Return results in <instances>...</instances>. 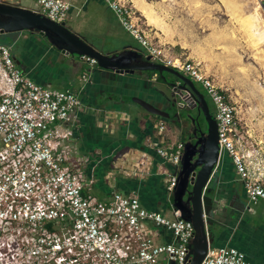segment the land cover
<instances>
[{"label":"built area","instance_id":"2783aa9c","mask_svg":"<svg viewBox=\"0 0 264 264\" xmlns=\"http://www.w3.org/2000/svg\"><path fill=\"white\" fill-rule=\"evenodd\" d=\"M101 1L151 62L199 84L213 112L217 160L229 158L248 204L264 202V153L238 132L237 112L225 91L196 64L167 59L127 0ZM35 4L37 13L54 24L64 22L69 8L60 0ZM79 61L95 66L84 56ZM80 106L72 90L51 91L27 79L0 45V264H157L160 257L187 264L193 229L177 211L172 209L170 219L146 211L133 193H114L107 201L85 195L92 181L80 177L82 161L75 158L72 141ZM163 127L160 122L158 133ZM182 148L177 142L155 152L172 168ZM171 172L165 180L168 197L175 184ZM146 224L169 232L171 241L155 244ZM199 264L252 263L232 248L208 246Z\"/></svg>","mask_w":264,"mask_h":264},{"label":"crops","instance_id":"0c3cea01","mask_svg":"<svg viewBox=\"0 0 264 264\" xmlns=\"http://www.w3.org/2000/svg\"><path fill=\"white\" fill-rule=\"evenodd\" d=\"M3 1L38 11L34 0ZM60 1L69 6L64 25L97 51H116L108 45L128 37L101 0ZM96 40L101 42L97 47ZM8 46L14 65L15 61L19 62L15 66L27 79L51 91L72 90L80 99L72 141L75 158L82 161L79 175L92 181L85 188V195L107 201L114 193H133L144 210L170 219L172 208L165 192V180L172 168L155 151L180 142L179 133L178 139L172 141L175 138L170 130L177 132L178 125L150 115L131 102L136 98L167 110L161 81L156 76L150 78V74L115 75L95 66L86 71L87 77L82 73L87 67L78 57L61 55L35 33L19 32ZM81 75L87 77L85 81L80 80ZM160 122L164 129L158 133ZM217 167L219 205L211 221L210 248H232L252 264L264 263V202L248 204L227 156L217 160ZM146 230L155 244L171 241L169 232L163 228L146 224ZM157 264L169 263L160 257Z\"/></svg>","mask_w":264,"mask_h":264},{"label":"rangeland","instance_id":"374dc122","mask_svg":"<svg viewBox=\"0 0 264 264\" xmlns=\"http://www.w3.org/2000/svg\"><path fill=\"white\" fill-rule=\"evenodd\" d=\"M127 1L139 19L140 27L148 32L151 42L167 59L196 64L202 73L225 91L237 112L238 132L264 153V11L258 1ZM134 2L152 13L156 26L147 23ZM261 4L264 7V0ZM123 32L129 38L124 36L108 46L116 51L122 45L132 46L143 53L135 41ZM0 43L10 45L11 41L0 37ZM94 43L97 47L101 42L96 40ZM87 70L90 69L84 67L82 73L88 77ZM192 83L211 108L199 84ZM164 91L167 92L165 88ZM170 130L175 138L172 141L177 140L179 130Z\"/></svg>","mask_w":264,"mask_h":264},{"label":"water","instance_id":"95a60500","mask_svg":"<svg viewBox=\"0 0 264 264\" xmlns=\"http://www.w3.org/2000/svg\"><path fill=\"white\" fill-rule=\"evenodd\" d=\"M22 31L43 37L63 56L93 59L95 68L103 72L138 77L150 74V78L155 75L167 91L164 96L167 108L175 111L170 116L166 110L154 108L136 98L131 99V102L150 115L170 121L178 120L181 111L195 110L201 114L203 123L199 126L197 124L196 131L190 116L184 115L181 120L189 121L192 126V139L187 136L183 142L179 164L172 167L171 175L175 177V184L168 197L170 207L193 229L186 255L187 264H199L207 247L213 243L210 226L219 205L216 127L203 95L188 78L166 66L151 62L149 56L135 47L125 46L118 51L102 53L73 33L64 23L54 24L36 11L0 0V37L12 42L17 33ZM2 46L9 49L8 45ZM15 65L19 66V62L15 61Z\"/></svg>","mask_w":264,"mask_h":264},{"label":"flooded vegetation","instance_id":"af4514ba","mask_svg":"<svg viewBox=\"0 0 264 264\" xmlns=\"http://www.w3.org/2000/svg\"><path fill=\"white\" fill-rule=\"evenodd\" d=\"M205 102H206V100H205ZM206 105H207L208 111H210V109H211V111H212V108H210V107L208 106V103H207V102H206ZM174 111H175L174 109L171 110V109H169V108H167V110H166V112H167L170 116L173 114ZM192 113H193V114H192ZM209 114H210V113H209ZM185 115H188V116H190V117L193 119L192 126H193V129L196 131L197 124H198V126L201 124V118H200L201 114H200L199 112L195 111V110H192V111H189V110H188V111H186ZM210 116H211V115H210ZM211 117H212V116H211ZM199 118H200V119H199ZM170 121H172L173 124L178 125V127H176V128H177V130H179V132H180L181 130H184V131H185V134H188V136L191 138L190 132H192L193 129H190V128H189V127H190V123H189V121L182 122V121L179 119V117H178V120H176V119H172V120H170ZM183 127H184V129H182ZM191 139H192V138H191Z\"/></svg>","mask_w":264,"mask_h":264},{"label":"bare ground","instance_id":"6f19581e","mask_svg":"<svg viewBox=\"0 0 264 264\" xmlns=\"http://www.w3.org/2000/svg\"><path fill=\"white\" fill-rule=\"evenodd\" d=\"M134 5L137 8V10L140 12V14H142V16L147 20V23L149 25H151L153 27L156 26V23H155L152 15H151L152 13H150V11L147 8H145L143 5H139L138 3L136 4V2H134Z\"/></svg>","mask_w":264,"mask_h":264},{"label":"trees","instance_id":"16d2710c","mask_svg":"<svg viewBox=\"0 0 264 264\" xmlns=\"http://www.w3.org/2000/svg\"><path fill=\"white\" fill-rule=\"evenodd\" d=\"M185 113H186V112H184V111H181V112L179 113V119H180V120H182V118H184ZM209 113H210V115L213 117V112H212L211 110L209 111ZM200 118H201V122L203 123L202 116H200ZM189 128L191 129L192 126L190 125ZM187 136H188V134H185L184 130H181V131L179 132V140H180V142H181L182 144H183V142L186 140Z\"/></svg>","mask_w":264,"mask_h":264}]
</instances>
